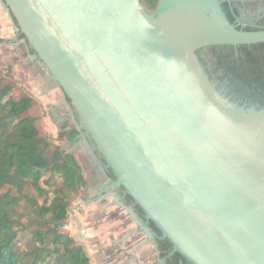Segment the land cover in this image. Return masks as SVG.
Masks as SVG:
<instances>
[{"label":"water","instance_id":"1","mask_svg":"<svg viewBox=\"0 0 264 264\" xmlns=\"http://www.w3.org/2000/svg\"><path fill=\"white\" fill-rule=\"evenodd\" d=\"M0 2L172 255L264 264V107L220 89L198 55L264 43V30L239 29L221 0H160L152 13L140 0Z\"/></svg>","mask_w":264,"mask_h":264},{"label":"trees","instance_id":"2","mask_svg":"<svg viewBox=\"0 0 264 264\" xmlns=\"http://www.w3.org/2000/svg\"><path fill=\"white\" fill-rule=\"evenodd\" d=\"M140 1L151 13L160 2ZM18 36L35 55L25 35ZM4 43L0 40V45ZM230 49L214 47L211 52L225 66L227 76L238 78L243 85V74L231 64ZM18 90V82L0 71V264H93L86 249L62 230L72 202L89 199L84 170L75 154L55 146L52 137L39 128L33 115L38 102L26 95L17 98ZM68 102L72 104L69 98ZM74 134L60 132L57 139L64 141ZM27 184L41 197L52 192V201L40 204L25 195ZM151 228L161 233L153 222ZM24 231L30 239L22 247L19 236ZM173 249L168 240L160 242V258L165 259ZM180 263L189 264L178 252L166 260V264Z\"/></svg>","mask_w":264,"mask_h":264},{"label":"flooded vegetation","instance_id":"3","mask_svg":"<svg viewBox=\"0 0 264 264\" xmlns=\"http://www.w3.org/2000/svg\"><path fill=\"white\" fill-rule=\"evenodd\" d=\"M221 1L227 17L239 29L249 32L264 30V0ZM214 47L220 48L225 46ZM214 47L205 48L198 52L199 58L211 79L220 89L226 90L230 95L242 102L264 107V43L237 47L229 46L232 47L228 53L230 54L231 64H233L234 68L238 69L240 74H243V79L245 80L243 85L238 78L227 76L225 66L221 65L219 63V58L211 52V49ZM47 75V77L45 76L46 81L44 83L47 89L58 88L51 78V75ZM255 93L260 96L256 98L257 95ZM57 101H59V106L58 108H52L51 113L56 124L61 127L60 132H66L68 134H74L75 132L74 136L64 141L74 146L83 147L87 151L88 157L92 160V166L95 165V167L100 170L96 165L97 160L100 163L103 173L107 177L106 179L105 176L100 173L102 181L98 185L96 184L94 188L89 187V199L87 202L91 204L103 198H111L114 203H120L128 208L133 207L135 214L157 235V238L153 240L157 245L156 251L158 253V260L155 264L163 260H165L164 264H166V260L170 259L175 254L172 255L173 250L165 259L160 258V242L165 244L166 240L162 239L161 233L155 232L151 228L152 222L146 218L141 208L136 205L133 200L131 203L129 202L131 197L127 195L125 189L123 187L113 186L117 181L114 172L108 167L102 155L97 151L94 142L82 128L77 112L72 104H69L68 97L63 91L62 97L57 99Z\"/></svg>","mask_w":264,"mask_h":264},{"label":"crops","instance_id":"4","mask_svg":"<svg viewBox=\"0 0 264 264\" xmlns=\"http://www.w3.org/2000/svg\"><path fill=\"white\" fill-rule=\"evenodd\" d=\"M18 35L15 19L0 2V39L11 42L10 45L4 43L0 52L14 59L17 68L25 70L31 64L41 79V62L32 57L26 43L19 41ZM51 97L53 101L57 99ZM81 221L85 227V247L94 264H155L158 260L155 247L146 244V236L138 232L129 214L111 198L91 203Z\"/></svg>","mask_w":264,"mask_h":264},{"label":"rangeland","instance_id":"5","mask_svg":"<svg viewBox=\"0 0 264 264\" xmlns=\"http://www.w3.org/2000/svg\"><path fill=\"white\" fill-rule=\"evenodd\" d=\"M9 43L11 42L6 41L5 44L10 45ZM5 44H1L0 47ZM26 47L27 50H29L27 45ZM0 71L4 75L11 77L18 82L19 90L16 94L17 98L21 97L22 95H26L32 97L38 102V107L33 111V115L38 118L39 128L47 132L52 137V142L55 146H61L68 152L75 154L77 160L84 170L89 187L94 188L96 184L98 185L102 181L100 176L101 171L98 170L95 165L92 166V160L88 157L87 151L81 146H74L67 141H59L57 139L61 127L56 124L55 119L52 117L51 110L52 108H58L59 101H57V99L62 97V91L56 87L55 89H47L46 85L44 84L46 81L45 76L47 77V74H50L47 69L42 64L40 65V75L42 78L39 79V74L31 66V64H28V68L25 67V70H23L22 67L17 68L16 64L14 63V59L9 58L5 53L0 52ZM51 96H54L57 99H54L53 101ZM45 188L48 189L47 186H45ZM24 194L34 198L40 204H43L44 202L50 203L53 199L52 192H49L48 197L39 196L31 184H27ZM81 204L84 205L83 208L81 207ZM24 205H26V201H23L22 206ZM89 205L91 204L85 201V199H75L69 208L68 220L62 229L64 233L72 236L75 242L82 245L85 249L86 245L85 241L83 240L85 238V236L83 237V230H85V227L82 226L81 220L86 215V212H88ZM101 209H103V207H101ZM19 237L21 246L24 247V245L30 239V234L28 231H24L20 233Z\"/></svg>","mask_w":264,"mask_h":264},{"label":"built area","instance_id":"6","mask_svg":"<svg viewBox=\"0 0 264 264\" xmlns=\"http://www.w3.org/2000/svg\"><path fill=\"white\" fill-rule=\"evenodd\" d=\"M81 207L83 208V207H84V205H83V204H81Z\"/></svg>","mask_w":264,"mask_h":264}]
</instances>
